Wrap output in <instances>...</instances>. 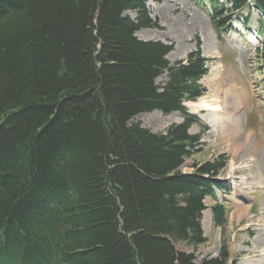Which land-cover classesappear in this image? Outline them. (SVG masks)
I'll list each match as a JSON object with an SVG mask.
<instances>
[{
    "label": "trees",
    "instance_id": "16d2710c",
    "mask_svg": "<svg viewBox=\"0 0 264 264\" xmlns=\"http://www.w3.org/2000/svg\"><path fill=\"white\" fill-rule=\"evenodd\" d=\"M148 1L0 0V264H195L174 243L206 242L224 165L180 172L198 142L189 120L166 134L131 121L188 117L207 60L171 66L168 46L139 40L155 26ZM249 3L264 14V0H232L215 27ZM211 212L224 227L225 207ZM225 251L202 264H229Z\"/></svg>",
    "mask_w": 264,
    "mask_h": 264
},
{
    "label": "rangeland",
    "instance_id": "374dc122",
    "mask_svg": "<svg viewBox=\"0 0 264 264\" xmlns=\"http://www.w3.org/2000/svg\"><path fill=\"white\" fill-rule=\"evenodd\" d=\"M231 1L150 0L146 9L155 26L137 32L140 40L159 41L168 46L167 60L171 66L185 64L189 56L197 52L207 60L208 72L199 81L205 93L196 101H184L188 117L178 112L164 115L155 111L140 114L131 121L155 134H166L170 127L189 120L192 123L189 134L198 137V142L180 172L196 173L207 162L224 165L217 180L226 192L215 189L216 196L204 201L206 210L201 224L206 242L198 247L185 242L174 243L177 251L192 255L195 264L218 257L225 248L229 264H264V243L260 242L264 232V184L257 177L258 168L264 162V76L259 72L264 63L260 52L264 49V14L246 8L232 14L231 24H223L219 31L213 20L214 7H219L222 10L219 17L227 20L231 16ZM126 16L136 19L138 15L126 12ZM220 77L224 91L232 87L238 93L237 116L239 119L242 116V133L248 142L246 150L240 152L225 126L230 122L229 115L222 114L217 123L215 116L203 108L194 111L195 105L204 99L207 103L215 101L214 91L221 83L218 81L217 87L214 81ZM168 80L165 72L156 84L162 88ZM219 98L226 114L229 113L228 104L222 96ZM216 204L228 211L226 225L222 228L213 221L211 208Z\"/></svg>",
    "mask_w": 264,
    "mask_h": 264
},
{
    "label": "bare ground",
    "instance_id": "6f19581e",
    "mask_svg": "<svg viewBox=\"0 0 264 264\" xmlns=\"http://www.w3.org/2000/svg\"><path fill=\"white\" fill-rule=\"evenodd\" d=\"M218 81H220L221 83V86L219 87H218ZM214 82H215L214 85H217L218 87V88L216 87L217 89L215 88L216 91H214L216 95L215 101H212V103H207V101L204 99L199 104L195 105L196 108H194V111L196 112L198 108H203L205 111H208L210 115L215 116L216 118L215 121L217 123L220 122L219 120H220V116H223L222 114H224V116L229 115L230 122L225 123V126L226 128L229 129L231 133V139L233 140L239 152L242 150H246L245 148L247 147L248 142H247V138L245 139L242 133V127H243L242 116H241V119H239V117L237 116V109L239 107L238 93L236 89L232 87L228 91L227 90L224 91V84H223V80L221 79V77H220V80L215 79ZM220 96H222V100L224 101V103L228 104L229 113L227 112V114H226L227 110L225 111V105L224 104L222 105V102L219 98ZM262 157L264 158V155ZM257 177L260 180V182L264 184V162L258 168ZM262 217H264V210L262 213ZM262 222L264 224V220ZM263 224L261 226H263ZM260 242L264 243V232L261 234Z\"/></svg>",
    "mask_w": 264,
    "mask_h": 264
}]
</instances>
